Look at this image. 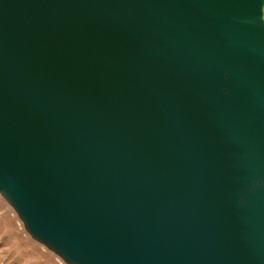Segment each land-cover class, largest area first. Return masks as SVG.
I'll list each match as a JSON object with an SVG mask.
<instances>
[{
	"label": "water",
	"instance_id": "1",
	"mask_svg": "<svg viewBox=\"0 0 264 264\" xmlns=\"http://www.w3.org/2000/svg\"><path fill=\"white\" fill-rule=\"evenodd\" d=\"M0 192L70 264H264V0H0Z\"/></svg>",
	"mask_w": 264,
	"mask_h": 264
},
{
	"label": "rangeland",
	"instance_id": "2",
	"mask_svg": "<svg viewBox=\"0 0 264 264\" xmlns=\"http://www.w3.org/2000/svg\"><path fill=\"white\" fill-rule=\"evenodd\" d=\"M0 264H70L37 240L0 192Z\"/></svg>",
	"mask_w": 264,
	"mask_h": 264
}]
</instances>
